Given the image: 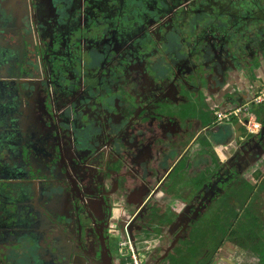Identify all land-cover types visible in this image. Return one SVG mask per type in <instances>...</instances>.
Returning <instances> with one entry per match:
<instances>
[{"label": "flooded vegetation", "instance_id": "flooded-vegetation-1", "mask_svg": "<svg viewBox=\"0 0 264 264\" xmlns=\"http://www.w3.org/2000/svg\"><path fill=\"white\" fill-rule=\"evenodd\" d=\"M228 28H248L245 63L233 57ZM254 30L264 36V0H0V264H133L131 251L139 264H191L174 248L186 245L193 259L202 232L217 234L218 213L231 230L232 201L245 184L257 193L264 182L256 175L262 105L248 110L257 133L238 121L233 145L214 138L218 124L237 119L219 121L217 113L264 88V39L253 46ZM170 105L196 112L183 121ZM101 113L115 122L100 124ZM122 116L136 123L128 134L141 146L139 156L124 149L127 161L112 170ZM173 151L167 171L146 181L148 166ZM133 163L144 169L136 176L142 185L132 183ZM123 179L133 191L120 196ZM192 188L203 196L188 195ZM169 213L177 216L174 237L159 259L146 241ZM196 222L205 226L194 234L187 226ZM216 241L197 264H238L217 263L228 239Z\"/></svg>", "mask_w": 264, "mask_h": 264}, {"label": "rangeland", "instance_id": "rangeland-1", "mask_svg": "<svg viewBox=\"0 0 264 264\" xmlns=\"http://www.w3.org/2000/svg\"><path fill=\"white\" fill-rule=\"evenodd\" d=\"M230 29V35L231 37L234 36L236 39H235V42H233V57L235 60H239V62H241L244 57L242 55H240L239 53H243L245 49L242 48V45L245 43L244 40L245 38L247 39L249 37V35L247 34V29L248 28H245V29H242V32L239 34L237 31H234L232 28H228ZM254 35H255V40H253V37H250V43L253 44V46H255L256 44V41L259 40L260 42L264 39V36L262 37L260 32L258 31H255L254 30ZM249 39V38H248ZM247 41V40H246ZM240 44L241 47V50L242 52L237 49L238 45ZM256 48V47H254ZM245 54V53H244ZM239 58V59H238ZM238 62V61H237ZM241 63H245V60H243ZM223 69L221 68V65L219 64V67L217 68V70L213 73V76H215L216 74H219V73H222ZM96 103H94L92 106H94ZM173 107V109L171 108V110H169L170 114L173 116H175L176 118L178 119H183V121H186L187 119L189 118H192L193 115L191 113H194L196 112L195 111V108L190 106L189 108H187L186 111L184 110H178L176 109L175 105H170ZM102 111H105L104 110V107L101 108ZM197 115V113H195ZM113 116V114H103L101 113V118H99V123L102 124L105 120L109 119L108 121H110V124L114 123L115 120H112L114 118H111ZM98 117V116H97ZM128 117V116H127ZM207 115L205 116L204 114H202V118L203 120L207 119ZM132 120V119H131ZM129 120L128 118H126L125 116L121 117L120 120L118 121L119 123H116L117 126H114L113 128V131L115 129H118V132L116 133V135H118V140H117V144L119 145L120 147V151H114L113 153L116 155L117 159L115 160L116 161V165L115 164H110L109 166V169H117L120 165L123 164L124 161H127V157H126V152L124 149H129V153H132L133 156H139L138 155V148L141 146L137 140H136V136H132V135H129L128 134V129L129 127L128 126H134L136 123L133 122V120L131 121ZM199 121H201L199 119ZM202 122V121H201ZM205 123V121H204ZM108 124V123H107ZM134 124V125H133ZM140 123L138 122L137 125H139ZM115 125V124H114ZM108 130L111 131V128L110 126L108 127ZM218 130H220V126H218ZM90 134H93V133H90ZM93 138H97L96 142L100 145L102 143V140H103V137H93ZM223 140V139H222ZM129 143V144H128ZM112 147H114V145H112ZM175 152L173 151L172 153H170V157H168V159L165 158L164 160V155L162 157V160L159 158V159H156L153 163V166L152 164H150L148 166L149 170L151 171V175L149 176V180L146 178V181H151V177L154 179L155 177H157L158 175H162L163 173H165L168 169V165L167 163L168 162H173L174 159H176V157L178 156L177 154H174ZM167 155V154H166ZM139 158V157H138ZM131 162V161H129ZM115 166V168H113L112 166ZM133 167H134V176L132 177V180L135 184H139V185H142L141 183V176H138L136 177L137 175H143L144 174V169L141 167V163L140 165H138L137 167V163H133L132 164ZM141 167V168H140ZM152 172L154 173L152 175ZM175 173H173L172 176H170L169 180L170 182L167 183V185L169 186L170 183L175 179ZM181 177V176H179ZM125 179L122 180V183L120 182L121 186H120V189L119 191L117 192V194H119L120 196H124L125 192H131L133 191V187H131L130 189H127L129 186H127V183L124 182ZM141 183V184H140ZM145 185L147 183L143 182ZM182 186V185H181ZM104 189L107 190V186L104 185ZM128 190V191H127ZM262 191H257V193L255 194L256 198L258 197L257 199V203L258 201H260L259 205H262L261 206V209L262 210L264 208V192ZM178 193V192H176ZM184 195V194H182ZM188 195H193V196H197V197H200V196H203V194H200V193H197L195 189H191L188 193ZM221 198V196L219 197V199ZM195 199H203V198H195ZM261 199H263V201H261ZM192 200V199H190ZM239 203V201H236ZM235 201L233 202L232 201V206H234V208H237L238 209V206L239 204H237ZM263 203V204H262ZM171 203H170V205ZM167 208V207H166ZM165 209V208H164ZM163 209V210H164ZM169 209L166 210V212H168ZM243 212H244V209H242ZM201 211V209L199 210ZM206 211V210H205ZM202 212L201 213V217L199 219V223H200V220H207L208 218V215L207 213ZM212 212V210H210V213ZM256 212V211H255ZM264 214V212H263ZM149 213H147L145 216L146 218L149 217ZM167 217L164 218L165 221L162 222L161 224L158 222V224H156V221H161V219L163 218H156L155 219V225L151 226L150 227V233H152V236H150L149 238H152L153 240L150 242L149 241H146L147 243H152L153 245V249L155 248L157 250V257L162 258V253H163V250L168 247L170 244H172V238L174 237V230H175V223L177 222V216L175 214H166ZM178 215V213H177ZM142 218V217H140ZM196 222L194 224H189L187 226V228L190 230V232L194 234H196L197 231H199V229L201 228H204L205 225H199V223ZM149 227V224H145V229H148ZM189 230L186 232V234L189 233ZM149 231V230H148ZM196 231V232H195ZM185 234V235H186ZM146 240H148V236H145ZM188 239V237H186ZM227 239L228 241H226L227 243L225 244L226 247H222L220 250L217 251V254H218V257H217V263L219 262V260H221V257H225V258H230V257H233L234 260L236 262H238V264H252V259H249L248 257V252L247 251H244L245 249H243V245L240 243L241 241H238V238L237 237H231L227 235ZM181 243V242H180ZM244 243V242H243ZM211 244L212 245H209V252H208V255H212L213 254V249L215 248L216 244H217V241L212 238V241H211ZM140 246V244H139ZM246 246V250L249 249V245H245ZM148 247V248H147ZM152 246H150L149 244H142L140 248L142 249H145L146 251L151 249ZM162 248V251H159L161 250ZM175 250L177 251H180L183 252V260H193V262H191V264H197V259L198 257H200L201 255H204L202 254V251L205 249V247H200L198 252L195 254V255H191L193 257V259L189 258V256H187L186 258V253L185 251L187 250V246L186 245H183L182 248L180 247H177V248H174ZM182 260V261H183ZM216 263V262H215ZM168 264H171L170 261H168ZM182 264V263H181ZM184 264H189L187 262H184Z\"/></svg>", "mask_w": 264, "mask_h": 264}, {"label": "trees", "instance_id": "trees-1", "mask_svg": "<svg viewBox=\"0 0 264 264\" xmlns=\"http://www.w3.org/2000/svg\"><path fill=\"white\" fill-rule=\"evenodd\" d=\"M260 109L262 110L263 116L264 104ZM259 118H261L260 114ZM243 189L244 192H240L238 196V201L240 204L239 206L237 205L238 209L241 208V214H238L237 208H235L234 211L231 210V216L233 218V221L231 222V226L233 225L231 230L225 229L223 227V213H218L215 220V225L218 230L217 234H215V231H211L210 229L205 233L202 232L200 236L201 244L199 245V248L205 247V249L202 251V254L205 255L210 250L209 245H212V238H215L219 242H223L224 238H227V235L230 236V238L237 237L238 241H241L240 243L243 245V249L245 250L246 244L243 243V241L249 242L250 257H248L249 259H252V264H264V208L260 210L262 205H259L260 201H258V203L256 202L258 197L256 198L255 196V187L245 184ZM260 190L264 192V182L262 184V189ZM245 191H248L249 194L246 198V203L243 202V204H241ZM249 195H252V198L247 201L249 199ZM261 201H263V199H261ZM242 209H244V212ZM194 249L197 248H193V253L195 252ZM174 264H178V262H174Z\"/></svg>", "mask_w": 264, "mask_h": 264}, {"label": "built area", "instance_id": "built-area-1", "mask_svg": "<svg viewBox=\"0 0 264 264\" xmlns=\"http://www.w3.org/2000/svg\"><path fill=\"white\" fill-rule=\"evenodd\" d=\"M263 104L264 88L259 93L255 94L253 98L250 101L246 102L241 108H234L232 110L219 112L217 113V118L219 121L237 118L238 121H241L243 123L247 133L255 134L260 129L261 124L253 115L248 113V110L257 106H261ZM131 257L133 264H139V258L135 252L131 251Z\"/></svg>", "mask_w": 264, "mask_h": 264}, {"label": "crops", "instance_id": "crops-1", "mask_svg": "<svg viewBox=\"0 0 264 264\" xmlns=\"http://www.w3.org/2000/svg\"><path fill=\"white\" fill-rule=\"evenodd\" d=\"M262 77L264 78V73L262 74ZM243 85L246 87V89L250 88L248 82L243 83ZM251 95H253V93ZM251 95L248 96V98H245V99H247V101H245V102H248L251 100ZM227 103H231L234 105L235 104L234 98H232V100L227 101ZM236 122H237V119H234L230 122V124L229 123L218 124V126H220V130H218V134L214 138L215 141H217L218 143H220L222 145L225 144L226 142L227 143L229 142L228 143L229 145H233L235 143L234 139L236 138L234 135V132H235L234 124H236ZM218 126H216L217 129H218ZM256 173H257L256 174L257 176L258 175H260V177L264 176V159H263V162L261 163V165L259 166V168L257 169Z\"/></svg>", "mask_w": 264, "mask_h": 264}, {"label": "water", "instance_id": "water-1", "mask_svg": "<svg viewBox=\"0 0 264 264\" xmlns=\"http://www.w3.org/2000/svg\"><path fill=\"white\" fill-rule=\"evenodd\" d=\"M253 98V97H252ZM251 98V99H252ZM228 110H232V109H228ZM237 122H238V120H237ZM241 127V123L240 122H238L236 125H235V129H239Z\"/></svg>", "mask_w": 264, "mask_h": 264}]
</instances>
